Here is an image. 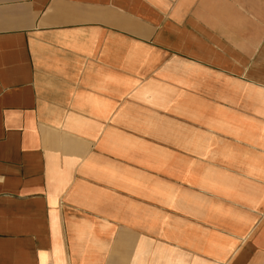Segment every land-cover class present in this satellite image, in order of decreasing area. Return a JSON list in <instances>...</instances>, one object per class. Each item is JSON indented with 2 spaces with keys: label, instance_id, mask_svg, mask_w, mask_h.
I'll use <instances>...</instances> for the list:
<instances>
[{
  "label": "crops",
  "instance_id": "1",
  "mask_svg": "<svg viewBox=\"0 0 264 264\" xmlns=\"http://www.w3.org/2000/svg\"><path fill=\"white\" fill-rule=\"evenodd\" d=\"M264 264V0H0V264Z\"/></svg>",
  "mask_w": 264,
  "mask_h": 264
},
{
  "label": "built area",
  "instance_id": "2",
  "mask_svg": "<svg viewBox=\"0 0 264 264\" xmlns=\"http://www.w3.org/2000/svg\"><path fill=\"white\" fill-rule=\"evenodd\" d=\"M48 264H51V263H48Z\"/></svg>",
  "mask_w": 264,
  "mask_h": 264
}]
</instances>
